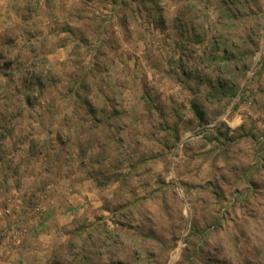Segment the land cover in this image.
Instances as JSON below:
<instances>
[{
    "label": "rangeland",
    "instance_id": "rangeland-1",
    "mask_svg": "<svg viewBox=\"0 0 264 264\" xmlns=\"http://www.w3.org/2000/svg\"><path fill=\"white\" fill-rule=\"evenodd\" d=\"M22 256L264 264V0H0V264Z\"/></svg>",
    "mask_w": 264,
    "mask_h": 264
},
{
    "label": "trees",
    "instance_id": "trees-1",
    "mask_svg": "<svg viewBox=\"0 0 264 264\" xmlns=\"http://www.w3.org/2000/svg\"><path fill=\"white\" fill-rule=\"evenodd\" d=\"M227 1V0H226ZM227 47V46H226ZM229 50V49H228ZM228 50H226V51H228ZM251 54V52H245V53H242V54H238V55H236V54H234V55H232V53L231 52H225V55L222 57V60H224V61H227V62H231V61H236V62H239V61H243L246 57H247V55H250ZM210 57H212V58H214V59H217L216 58V56H210ZM211 58V60H213ZM240 58H243V60H240ZM224 86H226V85H224V84H222V87L224 88ZM231 90V89H230ZM192 108H193V111H194V113H195V115H196V118H198V120L199 121H202L203 119H204V116H203V112L200 110V108H198V106L194 103L193 105H192ZM117 166V165H116ZM117 169V168H116ZM121 175H123V174H121ZM107 182V181H106ZM106 183H104V185H105ZM116 236H120V234L119 233H114L113 235H112V237H116ZM112 251H115V248L112 250ZM103 252H101V254H102ZM112 254H113V252H112ZM85 259V258H84ZM86 261L88 260V258L87 259H85ZM113 261V260H112Z\"/></svg>",
    "mask_w": 264,
    "mask_h": 264
},
{
    "label": "built area",
    "instance_id": "built-area-1",
    "mask_svg": "<svg viewBox=\"0 0 264 264\" xmlns=\"http://www.w3.org/2000/svg\"><path fill=\"white\" fill-rule=\"evenodd\" d=\"M219 119L213 121V122H210V123H204L202 124L201 126H199L197 128V131L195 133H188V136L194 138L195 136H203V134H205V132L212 128L214 126V124L216 123V121H218Z\"/></svg>",
    "mask_w": 264,
    "mask_h": 264
},
{
    "label": "crops",
    "instance_id": "crops-1",
    "mask_svg": "<svg viewBox=\"0 0 264 264\" xmlns=\"http://www.w3.org/2000/svg\"><path fill=\"white\" fill-rule=\"evenodd\" d=\"M239 121H242V114H240V113H238V115H236L234 118H233V121H232V124L233 125H237L238 124V122ZM229 126H231V125H229ZM229 129V128H228ZM230 131V130H229ZM25 257H28L27 255L25 256ZM25 257H21V260L19 259V260H17V262L19 263V261H23L24 262V264H28V261L30 260H32V257H30L29 259H28V261L26 260V258ZM18 258V257H17Z\"/></svg>",
    "mask_w": 264,
    "mask_h": 264
}]
</instances>
